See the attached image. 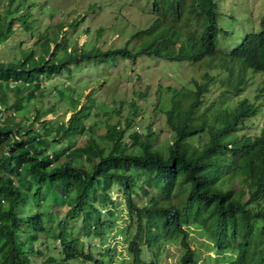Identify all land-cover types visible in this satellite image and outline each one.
<instances>
[{"label":"trees","instance_id":"trees-1","mask_svg":"<svg viewBox=\"0 0 264 264\" xmlns=\"http://www.w3.org/2000/svg\"><path fill=\"white\" fill-rule=\"evenodd\" d=\"M25 1L14 5V0L0 13V44L12 34L14 22L22 33L31 30ZM152 11L155 17L150 25L136 30L125 44L133 42V51L127 46L104 49L95 45L77 51L76 44L67 49L69 43L62 39L50 55V42L59 37L51 41L41 35L21 45L19 57L0 60V264H33L31 256L43 254L34 242L48 229L57 230L54 239L60 241L59 248H53L56 252L37 264H80L87 260L88 264H110L107 253L93 256L85 251L82 240L71 239L66 233L67 220L78 214L84 216L85 231L90 232L87 223L93 219L100 220L102 227V213L93 201L107 204L115 186L123 191L130 223L136 224L134 233H125L130 236L128 264H157L163 245L178 235L183 247L179 264H201L191 246V226L203 229L217 256L232 254L230 264H264V120L256 125V132V127L249 134L240 131L246 118L263 107L264 84L254 87L251 99L241 100L233 95L243 90L240 84L233 88L224 85L218 96L208 97L214 80L208 73L206 80L193 79V86H162L164 102L152 104L146 126L133 128L129 139L124 138L125 131L134 122L133 116L141 113L137 100L146 96L144 90L135 91L130 101L115 98L110 108L93 91L79 107L80 94L69 96L72 112L67 121L41 119L53 107H40L39 97L46 91L43 76L62 73L73 61L118 56L134 59L147 54L193 62L226 48L219 41L224 26L219 22L215 0H153ZM259 14L257 25L252 22L248 30L238 31L239 39L234 36L235 41L224 51L232 63L254 71H264V8ZM104 28L99 27L97 33ZM224 30L230 41L231 29ZM39 45L42 52L35 54ZM58 46L64 49L61 55L55 51ZM7 90L13 91L12 98ZM66 94L55 85L53 95L63 99ZM222 96L226 100H220ZM125 107L128 111L119 114L115 122L108 124L106 119L97 136L89 134L75 142V136L88 127L85 118L97 115L99 109L109 116ZM218 107L229 111L219 113ZM31 108L35 111L29 120L25 110ZM4 112H8L5 118ZM140 115L139 120L145 118ZM156 118L170 132L163 145L154 143L160 131V126L151 124ZM35 122L37 126L31 129ZM137 188L142 194H151L140 204L133 197ZM31 190L36 205L47 197L70 203L67 215L53 226L54 219L45 217L44 211L33 209L26 214L22 208L28 205Z\"/></svg>","mask_w":264,"mask_h":264},{"label":"rangeland","instance_id":"rangeland-1","mask_svg":"<svg viewBox=\"0 0 264 264\" xmlns=\"http://www.w3.org/2000/svg\"><path fill=\"white\" fill-rule=\"evenodd\" d=\"M9 0H0V13L6 11ZM153 0H26L24 4L29 12V22L31 30L28 33H22L17 22L13 23V32L6 41L0 44V60L9 61L20 56L19 47L32 43V38L41 35L48 36L52 41L54 36L59 37L55 42H50V55L54 53L52 48L62 39L69 43L67 49H72L76 44V50L79 48H92L100 46L101 48H114L127 46L133 51V42L130 36L138 29L145 28L153 21L155 14L152 11ZM220 11L219 22L229 27H239L243 30L250 28L248 24L253 22L257 25L260 12L264 8V0H215ZM19 0H15L16 5ZM105 27L99 33L97 29ZM147 35H143L146 37ZM235 39L231 37L233 43ZM64 49L60 46L55 51L60 54ZM42 52L40 45L36 48L35 54ZM61 55V54H60ZM69 67L64 66L62 73L45 74L41 83L46 88L42 97V105L36 103V107L40 105L42 109L51 106L52 110L43 116L42 120L49 123H57L67 121L71 115L72 109L69 107V96L76 97L80 94L78 107L85 100V97L94 92L98 95L99 100L110 108L114 105L115 98H123L131 100L134 98L135 91H146V96L137 100V104L142 108L141 113L145 118L140 119V114L133 116L134 122L126 129L124 138L129 139V132L136 128L140 130L146 126L148 113L152 109L153 103L164 102L165 89L162 86L174 85L180 86L187 84L193 86L196 79L198 81L206 80L207 76L214 75V80L209 86L213 91L208 97L214 98L220 93L225 86L230 88L236 84L242 85L243 90L233 94L237 99L252 98V91L258 84H264V71H254L251 68L244 67L240 63L233 64L226 61L223 55L218 54L211 57H205L202 60H193V62L185 60L167 59L161 56L140 54L134 59L129 56L116 57L115 59L101 57L93 58L89 61L81 59L79 63L73 61L69 63ZM242 66V67H240ZM229 74L231 75L229 77ZM218 79V80H217ZM222 79V82L220 81ZM217 81V82H216ZM216 82V83H215ZM220 82L222 83L220 85ZM55 85L59 89L67 92L65 98L53 95ZM178 88V87H177ZM256 90V88H255ZM23 92V94H25ZM37 93V92H36ZM7 95L12 98L13 91L7 90ZM226 96L220 97V100ZM25 98V97H23ZM226 100V99H225ZM224 100V101H225ZM260 100H264V95ZM217 101V100H216ZM228 101V100H227ZM24 104L26 100L23 99ZM257 102V101H256ZM100 102H98L99 104ZM162 103L160 108H162ZM154 104V105H155ZM77 107V108H78ZM221 109L219 113L229 111L226 107H218ZM66 109V110H65ZM30 119L34 115V109L25 110ZM128 108H122L118 114L111 112L109 116L102 109L95 116L85 118L84 122L88 126L80 135L75 136V142L79 143L89 134L97 136L98 132L104 130L103 123L107 119V123L111 124L118 119V115L126 113ZM130 116L129 113H127ZM8 112H4L3 117H7ZM264 120V105L258 109L257 114L246 118V126L240 130L242 133H251L256 125ZM35 122L31 129L37 126ZM152 127L160 126V131L156 132L157 139L154 140L156 145H163L167 139H170V132L164 126L160 118L151 121ZM258 127L255 128V132ZM193 141V139H192ZM58 145V144H56ZM133 194L137 204L145 201L151 195H145L137 188ZM154 190L151 191V193ZM33 190L29 192V203L22 209L27 213L33 209L45 212V217H52V225H56V220L67 215V209L70 203L53 200L50 197L40 201V205H36L32 200ZM71 201V198H68ZM4 204L7 201L3 202ZM93 204L99 208L102 213V227L99 225L100 220L95 219L89 221L87 225L90 232L85 231L84 216L78 214L75 219L67 220V236L71 239L78 238L83 241V248L86 252H90L93 256H99L101 253H107L106 258L110 264H128L130 254L127 251V242L130 238L129 234L134 233L136 224L130 223L127 208L125 204L122 189L115 186L111 190V200L101 206L99 199H95ZM92 209V208H91ZM100 213V214H101ZM129 231L127 232L128 224ZM96 226V228H94ZM56 229H48L46 232L39 233V241L34 245L43 250L42 255L31 256L33 264H37L41 259H45L49 254L56 252L60 241L55 238ZM102 233L97 235L96 233ZM84 233H89L86 235ZM191 246L195 249V256L200 260L201 264H230L232 254H224L217 256L216 250L212 246L209 236L201 229V227L191 226L190 232ZM23 236H21L22 238ZM38 240V239H37ZM49 244V248L45 249V245ZM54 246V247H53ZM56 247V248H55ZM54 248V249H53ZM183 247L180 245V235L166 241L163 248L159 252L157 264H179V257ZM217 256V259L216 257ZM146 259H150V254L146 253ZM88 263L90 260H87ZM81 262L80 264H88Z\"/></svg>","mask_w":264,"mask_h":264},{"label":"clouds","instance_id":"clouds-1","mask_svg":"<svg viewBox=\"0 0 264 264\" xmlns=\"http://www.w3.org/2000/svg\"><path fill=\"white\" fill-rule=\"evenodd\" d=\"M217 3V2H216ZM217 9H218V11H219V8H218V4H217ZM219 13H220V11H219ZM224 26V25H223ZM249 26V25H248ZM224 28L225 29H231V31H232V36L231 37H234V36H236L237 37V35H236V33L238 32V31H242L243 29H241V28H239V27H229V26H227L226 24H225V26H224ZM224 28H222L221 29V31L219 32V37H220V40L219 41H221V42H224L225 44H226V48H223L222 50H220L219 52H217V54L216 55H218V54H222L223 55V57H224V59L228 62V61H230L228 58H226L225 57V54H224V51H228L229 50V48H230V43H231V40L230 41H227L226 40V38L228 37L227 36V34L225 33V30H224ZM237 29H240V30H237ZM248 30V29H247ZM238 38V37H237ZM239 39V38H238ZM236 42H238V41H236ZM178 44V43H177ZM211 57V56H210ZM235 63H237V62H233V64H235Z\"/></svg>","mask_w":264,"mask_h":264}]
</instances>
